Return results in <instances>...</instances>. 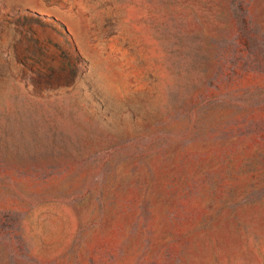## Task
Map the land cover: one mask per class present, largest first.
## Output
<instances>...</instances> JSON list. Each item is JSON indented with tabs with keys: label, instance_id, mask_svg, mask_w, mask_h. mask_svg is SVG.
I'll use <instances>...</instances> for the list:
<instances>
[{
	"label": "rangeland",
	"instance_id": "374dc122",
	"mask_svg": "<svg viewBox=\"0 0 264 264\" xmlns=\"http://www.w3.org/2000/svg\"><path fill=\"white\" fill-rule=\"evenodd\" d=\"M0 264H264V0H0Z\"/></svg>",
	"mask_w": 264,
	"mask_h": 264
}]
</instances>
